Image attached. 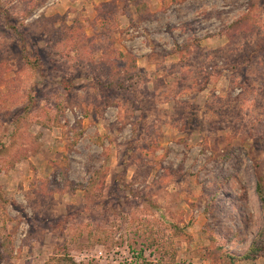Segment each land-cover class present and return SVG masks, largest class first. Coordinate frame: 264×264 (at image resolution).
Segmentation results:
<instances>
[{
	"label": "rangeland",
	"instance_id": "rangeland-1",
	"mask_svg": "<svg viewBox=\"0 0 264 264\" xmlns=\"http://www.w3.org/2000/svg\"><path fill=\"white\" fill-rule=\"evenodd\" d=\"M264 0H0V264H264Z\"/></svg>",
	"mask_w": 264,
	"mask_h": 264
},
{
	"label": "trees",
	"instance_id": "trees-1",
	"mask_svg": "<svg viewBox=\"0 0 264 264\" xmlns=\"http://www.w3.org/2000/svg\"><path fill=\"white\" fill-rule=\"evenodd\" d=\"M257 193L261 199L262 211L264 215V187H263V183L261 182V179L257 186ZM259 236L261 240L264 238V222L259 232ZM217 250H218L219 257L224 260L229 261L231 264H234L238 260H253V259H256L260 254H263V247H260L256 243V241L253 243V246L250 247V249L243 255L233 254L229 250H225L223 247H218ZM71 264H76V263L72 262Z\"/></svg>",
	"mask_w": 264,
	"mask_h": 264
}]
</instances>
